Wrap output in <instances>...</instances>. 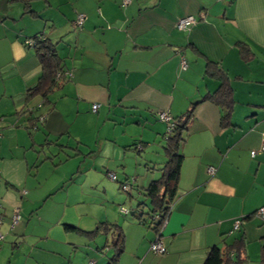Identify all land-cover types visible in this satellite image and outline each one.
Segmentation results:
<instances>
[{"label":"crops","instance_id":"crops-1","mask_svg":"<svg viewBox=\"0 0 264 264\" xmlns=\"http://www.w3.org/2000/svg\"><path fill=\"white\" fill-rule=\"evenodd\" d=\"M64 4L75 8L59 12L64 21L73 25L78 13L85 19L70 42L74 50L67 49L73 59L63 62L72 72L66 83L71 84L61 89L76 104L90 105V112L82 110L75 119L89 124L104 119L112 126L110 130H118L110 143L111 154L117 151L115 156L104 155L98 167L85 166L77 180L72 174L67 179L63 172L56 177L53 161L46 157V162L41 154L32 160L25 156L18 163L0 158V264H108L113 255L111 233L90 240L65 229L91 232L99 223L117 224L123 230L124 251L118 264H202L210 248L234 237L233 221L248 216L252 217L243 221L240 233L246 240L249 236L255 239L254 246L246 241V264H263L264 153L251 157L250 152L259 149L264 132V0H130L127 6L121 0H65ZM61 5V0H34L28 7L32 14H28L20 0H0V98L6 100L4 108L8 109V100L21 113L25 90L40 75L36 55L26 42L40 28L45 29L47 22L55 25L50 10ZM187 16L199 20L188 31L177 30V20ZM30 19L43 20V25L31 24ZM239 42L253 54L250 61L239 58ZM182 57L187 63L185 71L180 69ZM207 61L218 63L227 74L234 100L231 126L220 127L217 106L200 102L218 87L204 76ZM195 102L179 149L183 159L178 188L158 237L167 252L157 256L149 252L157 236L154 226L149 225L146 207L132 205L137 200L131 192L136 187V195H141L146 183L159 178L158 169L166 161L167 124L158 120V113L168 112L174 119ZM95 104L98 107L93 112ZM24 115L35 118L41 114ZM148 146L154 149L145 158L143 150ZM128 159L141 171L132 182L127 175L121 179L115 175L112 182L119 191L115 194L102 172L106 174L111 163L124 168ZM43 166L46 169L40 177ZM210 167L213 174L208 172ZM122 182L130 186L126 193L131 199L129 208L116 204L126 201L120 194ZM108 201L111 206L105 210ZM260 208L263 213L258 215ZM15 210L19 220L11 228Z\"/></svg>","mask_w":264,"mask_h":264},{"label":"rangeland","instance_id":"rangeland-1","mask_svg":"<svg viewBox=\"0 0 264 264\" xmlns=\"http://www.w3.org/2000/svg\"><path fill=\"white\" fill-rule=\"evenodd\" d=\"M64 2L65 0H61L62 5L58 8V10H50V13H52L51 16H53L54 21H56L54 23L55 25L53 27L49 26L52 25V23L47 22L45 29H39V35L46 33L45 35L48 36L52 42L58 45H56V51H59V56L62 57L63 62L68 64L69 60H72L73 57L67 55V49L68 47L71 48V53L74 50L75 46L70 44V42H72V40L74 41L80 29H75L73 25L64 21L62 15L59 14V12H73L75 9L73 7L70 8L69 5H65ZM79 14L80 13L76 14L73 23L76 21ZM69 19L71 18H68V20ZM59 21L63 23H60L59 25ZM30 23L43 25V20L30 19ZM52 28L53 30H51ZM81 73L82 71L80 74ZM69 84L71 83L66 84V86ZM63 89H65V87ZM65 91L66 90L61 89L49 96L50 102L55 104V108L50 112L46 111L48 108L47 106H43L41 104V100L34 99L31 102L29 108L35 114H41V117L37 116L38 121H36L35 124L36 128L33 129H27L29 126V117L24 115L27 113H17L13 107L9 106L8 100V109L4 108L6 100L4 98H0V140L2 139V145L0 148L1 159L4 158L6 161H9L10 158L14 163H18L22 162L25 156L26 159L32 160L31 157L37 158L39 157L38 155L41 154V157H45L44 159L46 162L49 161L46 157L53 161L56 169V177H58L59 172H63L66 173L67 179L72 174L71 177L75 178L73 180H77V173H79L80 170H83L85 166L95 165L98 167L102 157L106 154H111V147H113L111 144L114 140L113 134L115 132L118 133V130H110L109 128L112 126H109L110 123L106 122L104 119L99 121L97 124H89L88 121L79 118L75 119L74 116L79 112L81 113L82 110H86L88 108L87 111H89L90 105L86 107L83 103L76 104L74 101L64 96ZM38 105L39 108L37 109ZM55 112L58 113L56 114ZM52 113L55 114L53 115ZM46 117H49L47 122L48 124L44 126L45 123L43 121ZM118 136L119 135L115 136V141L119 140ZM153 149L154 146H148L147 148L144 147L142 156H145V158L149 157V152ZM115 151L113 152L114 156L116 153ZM126 162L127 164L124 168L122 166H116L115 163H111L109 165L112 167L108 168V172L106 174L105 170L102 172V175L104 179L107 180V183L112 185L110 187H115V191H117L115 194L119 193L117 189L118 185L108 178L109 174H114L119 179L127 175L132 182L133 177L137 174L136 172L139 173L141 171L139 166H137V163H135L132 159H128ZM45 169V166L40 167V177L42 176V173L45 172ZM159 174L160 173H158V175ZM141 180L142 177H139V181ZM150 181L146 183L145 187L149 185ZM134 183L133 186H135ZM106 186L109 185H105L104 187ZM135 188L133 187L131 195L134 196L137 201H132V205H136L146 200L142 194L136 195L137 190ZM120 194L123 195L122 198L126 201H121L116 204L129 208L128 200H131L130 197L123 191L120 192ZM146 202L148 201L146 200ZM110 206L111 202L108 201V203L104 206L105 210L106 208L109 209ZM118 208L119 207L116 206L117 211ZM238 234L239 233H235V236ZM247 238L248 239L246 241H249V244L254 246L255 238L253 239L252 236Z\"/></svg>","mask_w":264,"mask_h":264},{"label":"trees","instance_id":"trees-1","mask_svg":"<svg viewBox=\"0 0 264 264\" xmlns=\"http://www.w3.org/2000/svg\"><path fill=\"white\" fill-rule=\"evenodd\" d=\"M33 1L34 0H20L26 10L25 13L32 14L31 12H29L28 7ZM121 4L123 5L122 0ZM82 26L78 29H81ZM190 28L191 26L188 29L182 31H188ZM27 41L31 42V46L26 45V47L28 49H33L34 54L36 55L38 64L40 66V75L37 79V82L33 86L26 88L24 93L23 107L21 109L22 111L20 110L19 112L31 114L33 112L29 108L31 102L34 99H39L41 100V104L43 106H49L50 104H52L49 100V96L54 92L60 90L68 81H70V79L72 78V72L70 69H65L63 65V59L58 55L56 51L57 44L52 42V40L49 39L48 36L43 33L39 35L38 33L31 36ZM236 45L239 58L243 62L250 61L253 57V54L251 53L248 46L240 42ZM181 59H183L185 62V59L183 57ZM185 64V68H180L181 70L185 71L187 69V63L185 62ZM204 76L217 82L218 87L214 92L207 93L203 97H201L200 102L209 101L217 106V108L221 112L219 121L220 127L224 128L227 126H231V114L234 106V100L225 70L218 63L207 61L204 68ZM196 104V102L192 104L190 109L185 114L174 119L171 118L173 121L171 131H168L169 125L167 124V132L164 138L163 145V152L166 161L161 166V168L158 169L160 173L159 178L151 181L146 188L141 189L142 196L146 198L148 202L146 204L144 202H140L139 204H137V208H141L142 206L146 207L147 217L150 219L149 225L154 226L153 230L156 232V235H158V230L161 226L160 219L162 220L168 215L170 211V205L173 203L175 198V194L178 188L180 168L183 159V156L179 154V149L183 141L185 140V131L188 123L192 118L193 107ZM36 121H38L37 117H30L28 121L29 126L27 129L36 128ZM137 149L135 148L136 151L140 152L142 150V147L139 146V149H141L140 151ZM148 170L153 171L155 170V168L148 167ZM125 185L128 186L127 190H122V187ZM119 189L127 193L130 189V186L127 182H122L119 185ZM0 214L3 218L1 206ZM155 216H158L160 219L156 221L154 218ZM250 217L252 216L237 218L238 220H240L241 225L236 230H233L232 228L231 233H240L243 221L248 220ZM138 220L140 221L141 218L138 217ZM65 229L67 231L71 230L80 232L90 240L94 239L100 233L105 235L111 233L110 247L113 249V255L110 257L108 264H118V260L124 251V233L119 225L111 223H99L97 227L91 232H82L78 229L68 226H66ZM2 242L3 239L0 242V246ZM260 261L264 264V244L260 247ZM246 262V239L242 232L237 236L234 235L230 242H227V240H223L220 247L217 246L210 248L202 264H246Z\"/></svg>","mask_w":264,"mask_h":264},{"label":"built area","instance_id":"built-area-1","mask_svg":"<svg viewBox=\"0 0 264 264\" xmlns=\"http://www.w3.org/2000/svg\"><path fill=\"white\" fill-rule=\"evenodd\" d=\"M122 3H123L124 6L130 5V0H122ZM84 19H85V16L83 14H79L77 16L76 21L73 23L74 28H80L82 26L83 22H84ZM198 20H199V17L198 18L194 17V16L183 17V18L177 20L176 28L179 31L186 30L190 26H192L195 23H197ZM26 45L27 46H31V42L27 41ZM185 66H186V64H185L184 60L181 59L180 68L184 69ZM97 107H98L97 105H93L92 106V111L95 112ZM158 118H159L160 121L165 122L166 124H168L169 125V130L168 131H171L172 122L173 121H172L170 115L167 112H160L158 114ZM258 152L264 153V132L261 134V141H260L259 149L257 151H251L250 152V156L254 157ZM208 172L210 174H213L214 173V168L210 167L208 169ZM108 178L111 181L115 180V177L112 174H109ZM127 188H128V186L125 185V186L122 187V190H127ZM262 213H263V208H260L257 211V214L261 215ZM154 218H155L156 221H158L160 219L158 216H155ZM166 218H167V216L165 218H163L162 220L160 219L161 226H160V229L158 230V232H160L161 229L163 228V226L165 225ZM18 220H19V213H18L17 210H15L13 212L12 216H11V219H10L11 228H13V226L18 222ZM1 223H2V215L0 214V226H1ZM240 225H241L240 220H238V219L234 220L233 221V226H232L233 230L238 229L240 227ZM158 237H159V233L155 237V240L150 243L149 252H151L152 254L157 255V256H162V255H165L167 251H166L165 247L163 246V244L160 242ZM2 239H3V235L0 232V242L2 241ZM89 264H95V263L94 262H90Z\"/></svg>","mask_w":264,"mask_h":264}]
</instances>
